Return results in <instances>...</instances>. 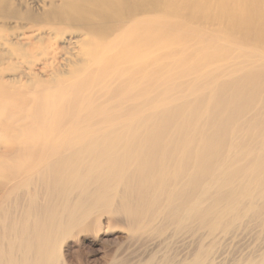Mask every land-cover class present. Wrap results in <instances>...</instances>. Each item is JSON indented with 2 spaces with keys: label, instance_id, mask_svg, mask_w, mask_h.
Returning <instances> with one entry per match:
<instances>
[{
  "label": "bare ground",
  "instance_id": "6f19581e",
  "mask_svg": "<svg viewBox=\"0 0 264 264\" xmlns=\"http://www.w3.org/2000/svg\"><path fill=\"white\" fill-rule=\"evenodd\" d=\"M103 221L134 264H264V0H0V264Z\"/></svg>",
  "mask_w": 264,
  "mask_h": 264
},
{
  "label": "rangeland",
  "instance_id": "374dc122",
  "mask_svg": "<svg viewBox=\"0 0 264 264\" xmlns=\"http://www.w3.org/2000/svg\"><path fill=\"white\" fill-rule=\"evenodd\" d=\"M100 229L97 236L82 234L77 240H69L62 244L61 255L65 264H134L136 255H139L140 258L145 257L142 252L147 246L141 243L135 245V243L125 240L124 230L110 226L105 221L102 222ZM134 246L136 248L143 246L144 248L140 253ZM244 248L245 246H243ZM243 249L240 248L241 251ZM170 251L166 254H173V251L171 253Z\"/></svg>",
  "mask_w": 264,
  "mask_h": 264
}]
</instances>
